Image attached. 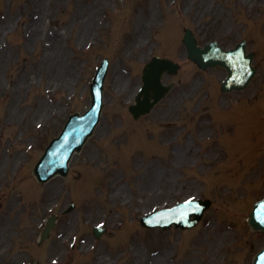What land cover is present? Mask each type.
Returning a JSON list of instances; mask_svg holds the SVG:
<instances>
[{
    "label": "rangeland",
    "instance_id": "374dc122",
    "mask_svg": "<svg viewBox=\"0 0 264 264\" xmlns=\"http://www.w3.org/2000/svg\"><path fill=\"white\" fill-rule=\"evenodd\" d=\"M263 2L0 0V264H250L264 245L246 222L264 196ZM187 28L199 45L247 40L258 73L246 90L220 93L225 71L187 59ZM153 55L180 69L162 79L175 84L168 96L134 122L127 107ZM103 58L100 125L69 176L40 188L30 169L67 116L87 108ZM189 197L213 201L192 231L140 227L141 216ZM51 213L56 228L37 244ZM97 223L106 228L99 240ZM85 239L90 248L80 249Z\"/></svg>",
    "mask_w": 264,
    "mask_h": 264
},
{
    "label": "water",
    "instance_id": "95a60500",
    "mask_svg": "<svg viewBox=\"0 0 264 264\" xmlns=\"http://www.w3.org/2000/svg\"><path fill=\"white\" fill-rule=\"evenodd\" d=\"M184 44L187 48L189 58L195 61L200 68L214 67L219 64L226 67L230 72V78L223 84L222 90L228 91L232 88L237 90L243 89L244 86L250 81L253 76L254 70L249 66L251 56L244 57L237 54L238 51H232L229 53H222L218 49H213L212 45H207L204 49H200L196 46V43L189 31L186 32L184 37ZM243 54V51H242ZM152 61L146 66L143 75V87L136 99V105L131 107L130 111L134 119H138L141 115L149 112L152 106L161 100L169 90V87L161 85V76L164 72L175 73L177 67L168 60H158V58L151 59ZM105 68H100L97 71L94 82L91 86V95L93 101L92 110L84 115L82 118L73 116L70 119L69 126L72 130L66 131L59 145H53L50 147L49 153L42 158L40 163L36 165L34 174L38 181H46L55 174L65 176L67 171V161L74 151L78 152L81 146L85 143L86 139L92 134L95 124L98 120V112L96 111L99 102V94L101 90L100 82L103 81L105 75ZM71 122H73L71 124ZM74 133V136L71 137ZM182 208H185L183 206ZM194 221L188 223L191 226L199 219L200 212L192 213ZM249 224L252 229L264 230V207L258 210L257 217L255 212L251 214ZM53 222L50 221L48 226L44 230V234L47 235L50 228H52ZM167 225H162L166 227ZM256 264H264V251L260 253L255 262Z\"/></svg>",
    "mask_w": 264,
    "mask_h": 264
},
{
    "label": "bare ground",
    "instance_id": "6f19581e",
    "mask_svg": "<svg viewBox=\"0 0 264 264\" xmlns=\"http://www.w3.org/2000/svg\"><path fill=\"white\" fill-rule=\"evenodd\" d=\"M37 7H39V6H36L35 7V9H37ZM36 23V21H31V23L29 24L30 26H29V29H30V34H28V35H30V37H33V39L35 38L34 37V33L37 31V29H38V27H37V25L35 24ZM27 25V24H26ZM28 26V25H27ZM134 43H135V47H138V46H140V45H142V44H144V40H143V37L140 35V34H138V35H136L135 37H134ZM260 131L261 132H263V134H264V128L263 127H260ZM264 138V137H263ZM84 246L86 245L85 243L83 244ZM81 247V248H85V249H88V247ZM98 259H100V258H98Z\"/></svg>",
    "mask_w": 264,
    "mask_h": 264
}]
</instances>
